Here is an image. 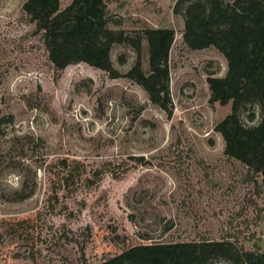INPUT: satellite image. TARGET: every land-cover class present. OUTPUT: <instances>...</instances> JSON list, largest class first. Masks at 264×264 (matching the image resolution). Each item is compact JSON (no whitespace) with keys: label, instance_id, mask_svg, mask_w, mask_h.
Masks as SVG:
<instances>
[{"label":"rangeland","instance_id":"1","mask_svg":"<svg viewBox=\"0 0 264 264\" xmlns=\"http://www.w3.org/2000/svg\"><path fill=\"white\" fill-rule=\"evenodd\" d=\"M25 2L0 0V264H100L153 242L228 239L252 250L260 240L264 250L263 198L215 130L232 106L210 102L208 77H224L227 60L184 43L176 0H108L123 20L113 29L139 21L174 29L171 114L133 81L85 63L57 74ZM147 50L144 43L145 63ZM135 60L131 47H113L120 73ZM239 117L253 126L259 109L251 104ZM61 159L82 163L94 183L58 189ZM25 184L35 193L15 202Z\"/></svg>","mask_w":264,"mask_h":264},{"label":"trees","instance_id":"2","mask_svg":"<svg viewBox=\"0 0 264 264\" xmlns=\"http://www.w3.org/2000/svg\"><path fill=\"white\" fill-rule=\"evenodd\" d=\"M23 11L41 35L57 74L69 65L85 63L111 78L133 81L152 104L172 113L169 57L175 40L173 28H153L139 21L135 23L139 28L131 31L113 29L111 24L123 20L111 13L108 0H71L64 9L61 0H26ZM173 12L184 17L183 39L190 49L213 47L227 60L224 77H208L210 102L232 106L215 130L224 139L225 156L246 166L245 181L254 182L263 198L258 218L264 234V0H176ZM115 45L129 46L136 53L134 64L124 74L113 66ZM251 104L259 109V121L247 126L239 112ZM255 117V113L249 115L251 121ZM55 164L58 189L73 192L82 184L94 183L84 176L86 170L79 161L61 159ZM34 193L35 188L25 184L14 200H27ZM217 260L264 264V250L260 240L252 250L228 239L153 242L128 246L100 264H211Z\"/></svg>","mask_w":264,"mask_h":264}]
</instances>
